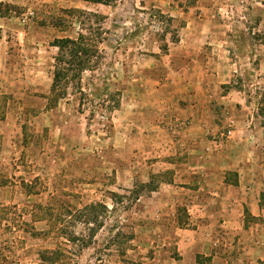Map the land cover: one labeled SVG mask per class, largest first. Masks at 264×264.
<instances>
[{
	"label": "rangeland",
	"instance_id": "obj_1",
	"mask_svg": "<svg viewBox=\"0 0 264 264\" xmlns=\"http://www.w3.org/2000/svg\"><path fill=\"white\" fill-rule=\"evenodd\" d=\"M0 2V264H264V0ZM85 31L86 94L50 107Z\"/></svg>",
	"mask_w": 264,
	"mask_h": 264
},
{
	"label": "trees",
	"instance_id": "obj_2",
	"mask_svg": "<svg viewBox=\"0 0 264 264\" xmlns=\"http://www.w3.org/2000/svg\"><path fill=\"white\" fill-rule=\"evenodd\" d=\"M93 4H105L110 5L117 0H84ZM2 3L0 2V5ZM0 14L1 10H0ZM96 15V13H94ZM54 26H60V24H54ZM95 35L91 32H79L77 37H58L52 42V45L58 48L57 55L55 56V65L53 70V78L48 101L50 107L56 106L58 102L65 98L69 89L74 92H79L80 95H85L82 87L83 74L86 71H93L97 69L100 60L101 53L97 46L100 40L95 39ZM95 93V91L93 92ZM96 95V94H95ZM114 96L115 94H110ZM117 102H113L110 105L111 108L117 107ZM56 236L64 237L68 241L75 242L77 239L73 231H69L65 227H56ZM84 246L89 245V241L83 242ZM50 258H52L55 264H58L64 256L63 250L60 247H56L51 251ZM43 258H49L46 254H42Z\"/></svg>",
	"mask_w": 264,
	"mask_h": 264
},
{
	"label": "crops",
	"instance_id": "obj_3",
	"mask_svg": "<svg viewBox=\"0 0 264 264\" xmlns=\"http://www.w3.org/2000/svg\"><path fill=\"white\" fill-rule=\"evenodd\" d=\"M264 128V127H263ZM257 159H254L253 157L247 158L246 156L242 157V180L247 179L254 180L259 177V173L257 169L254 170V165L257 164ZM242 194L244 197L242 200L245 202V204H251L252 211L254 213L256 212V204L258 203L257 199V193L255 191V188H243L242 187Z\"/></svg>",
	"mask_w": 264,
	"mask_h": 264
}]
</instances>
